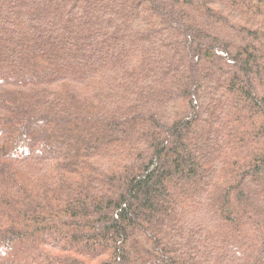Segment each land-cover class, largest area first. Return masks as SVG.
<instances>
[{
	"label": "trees",
	"instance_id": "16d2710c",
	"mask_svg": "<svg viewBox=\"0 0 264 264\" xmlns=\"http://www.w3.org/2000/svg\"><path fill=\"white\" fill-rule=\"evenodd\" d=\"M0 264H264V0H0Z\"/></svg>",
	"mask_w": 264,
	"mask_h": 264
}]
</instances>
